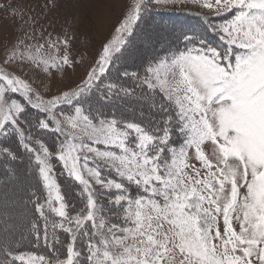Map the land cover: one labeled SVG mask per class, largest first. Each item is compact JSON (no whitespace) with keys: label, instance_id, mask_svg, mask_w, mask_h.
<instances>
[{"label":"snow or ice","instance_id":"obj_1","mask_svg":"<svg viewBox=\"0 0 264 264\" xmlns=\"http://www.w3.org/2000/svg\"><path fill=\"white\" fill-rule=\"evenodd\" d=\"M169 2L175 0H156ZM192 2L231 18L217 25L204 17L203 32H181L182 48L149 61L143 77L131 74L153 95L162 127L84 106L93 90L101 99L134 95L117 83L101 85L114 54L148 11L147 0H132L86 78L74 88L45 100L26 80L0 67V132L18 134L30 163L34 160L46 190L43 202L37 196L35 209L50 249L37 256L14 255L5 248L11 260L0 264H264V0ZM12 12L24 16L21 9ZM208 32L220 34L221 46L208 42ZM25 39H35L34 33L5 51L4 64L28 61L46 72L71 65L73 38L66 32L55 38L49 33L43 43ZM61 47L64 53L58 55ZM17 93L55 124L54 131L63 137L55 151L41 140L33 143L19 128L25 106L13 98ZM62 105L74 109L71 115L61 112L63 120L54 111ZM38 123L42 129L49 127L45 119ZM173 133L179 144L173 142ZM2 151L16 159L8 148ZM53 158L82 186L83 207L72 205L75 215H69L55 179ZM105 193L107 205L97 199ZM106 207L111 216L105 214ZM46 213L59 220H50ZM57 229L68 235L66 247ZM32 231L39 241L41 229L35 221Z\"/></svg>","mask_w":264,"mask_h":264},{"label":"rangeland","instance_id":"obj_2","mask_svg":"<svg viewBox=\"0 0 264 264\" xmlns=\"http://www.w3.org/2000/svg\"><path fill=\"white\" fill-rule=\"evenodd\" d=\"M101 1L0 0V67H5L26 80L35 92L45 100L58 95L62 91L76 87L86 78L87 72L98 59L103 44L112 38V36H109L110 33H112L117 25L118 20L123 18L127 7L132 3V0H106V5L108 6L100 8L103 6H98ZM148 1L154 7L171 13L168 16L156 15L153 11L142 14L139 25L137 24L138 21L134 25L139 26L140 32L136 35L139 38L130 46L133 51H130L132 53L129 55L130 58L140 54L145 56L147 53L155 52L159 48H166L168 51L170 45L172 46L176 42L177 37H180L181 32L191 30L194 24L193 21L198 23V27L204 29V17L206 16L211 17L210 23L217 25L231 18L230 15L216 16L209 9L203 7L202 3L196 4L192 0H175V2L167 4H156V0ZM12 9L23 10V18L19 15H14ZM114 13L116 14L115 18ZM102 15L107 21L103 28L98 27L97 24V19ZM32 18L35 19V23H31ZM196 18H200L201 21ZM25 20H28L29 23H24ZM65 32L73 38L68 50L71 65H65L62 68H50L46 72L42 67H36L28 61H16L11 64L3 63L5 51L11 48L18 38H25L26 35L32 36L34 33L35 39H25V43H43L44 38L49 33L55 38L57 35ZM98 34H101L102 37L99 38ZM219 35V33L208 32L206 38L210 44L218 46V44H222L219 40ZM47 52V46H45V53L47 54ZM63 53L64 49L61 47L58 55H63ZM13 98L22 103L21 98L23 97L19 93L15 94ZM55 115L57 119L63 120V116L60 113L55 111ZM45 116L48 118L47 114ZM17 124L23 130L25 136H31L21 118L18 119ZM48 128H55V124L52 123L51 119ZM1 135H3V132H0V138ZM31 138L34 143L36 140L32 136ZM206 151L209 154L211 153V145L206 146ZM192 162L196 163L197 167H199V162ZM51 164L54 169L55 179L59 184L57 179L59 170L56 168V165L59 164L63 168L62 162H59L58 159H52ZM64 172L67 174L66 170ZM9 173L3 174L2 178H4L5 182L0 185V220H2L0 221V244L2 245L11 241V235L15 232L17 226L25 224L23 221L25 211L23 212L22 209H18L17 205H15L16 202H14L15 196H17L15 192L17 191L16 187L18 186L16 184L18 182H10L11 177ZM107 174L106 172L105 175ZM113 175L115 176V173L112 174V178H114ZM70 179L79 185V182L73 178ZM115 179H118V177ZM93 187L98 192L100 191L99 185H93ZM43 191L46 195V190L43 189ZM133 191H135L134 188ZM105 196L103 194L98 195L97 199L107 205L109 197ZM69 215H75V212L69 209ZM21 253L27 254L33 252H18L14 253V255ZM34 254L39 256L36 253ZM1 256L0 254V258Z\"/></svg>","mask_w":264,"mask_h":264},{"label":"trees","instance_id":"obj_3","mask_svg":"<svg viewBox=\"0 0 264 264\" xmlns=\"http://www.w3.org/2000/svg\"><path fill=\"white\" fill-rule=\"evenodd\" d=\"M147 3L148 11H153V13L156 15L161 14L163 16H168L171 13L161 8L154 7L148 0ZM196 19L201 21L200 18ZM139 21L137 23L138 25ZM193 23L194 24L191 28V31L183 32L192 35L194 33L199 34L204 31L203 28L198 27L197 22L193 21ZM138 25L134 26L132 34L127 37V43L122 47L121 51L114 54V62L109 64L105 73L106 78L102 80L101 85L103 87V85L108 83H117L124 88L134 90V95L125 97L124 94L121 93L120 98L113 96L110 99H101L100 94L93 90V92L89 94L90 98L86 100L84 106L87 108L88 105L91 104L94 109L99 108L107 114H111L114 111L117 118L140 123L142 126H148L152 128H156L157 126L162 127L163 125L160 124L162 116L159 108H154L152 106L153 95L149 92L146 86L141 87L140 80L135 79L131 76V74L138 73L140 77H143L145 74L144 69L148 65L149 61L163 56L167 52V49L159 48L155 52L152 51L150 54L147 53L145 56L140 54L130 58L129 55L132 54L131 52H133L130 46L139 38L136 37L137 33L139 34L140 32ZM218 46H221V44H218ZM177 47H183L182 36H180V38L177 39L172 46L170 45V49ZM125 72L129 73V76H124L123 74ZM105 96H107V93H105ZM155 99L158 102L159 97L157 96ZM21 101L25 106V111L20 118L27 126L33 139L41 140L49 147L50 150L55 151V145L59 140H62L63 137L60 135V133L55 132L54 128H40L38 123L40 119H45L50 124V119L46 118L45 116L46 113H43L39 109L32 107L23 98H21ZM55 111L60 114L61 112L67 115L74 114V109L68 105H62ZM172 140L176 144H179L180 142L175 133H173ZM4 148H8L9 151L16 156V159L13 160L11 156L3 152L2 149ZM53 159L55 160L56 158ZM56 168L59 170L57 179L60 184L62 194L65 196L66 202L69 205V209L72 210V205H75L76 210L83 207L82 200L84 198L80 195L81 186L72 181L68 175L65 174L64 169L60 167L59 164L56 165ZM7 172H10V182H18V184H16L18 186L16 187L17 191L15 192V195L17 196H15L16 199L14 202H16L15 205H17L18 209H22L23 212L25 211V218L23 219L25 224L19 225V227L17 226L15 232H13L11 235V241L7 242L5 245L0 244V254L2 255L0 261L11 260V257L7 256L5 248H7L8 251H12L13 254L29 251L38 255H47L50 249L45 247V242L43 240L44 221L42 218H40L39 213L35 209V201L37 196L41 198V201L45 196L42 181H39L37 178V173L34 169V160L30 163L29 153H27L21 146L19 136L15 132H3V135H1L0 138V185L5 182L4 178L2 177L3 174H6ZM113 177L116 178L114 175ZM112 191L113 193L115 192L114 189ZM34 192L35 195H33ZM103 195L108 197L106 193ZM105 213L108 216L112 215V213L107 211V207L105 208ZM46 214L49 215L50 220H59V218L54 214ZM34 221L41 229V239L39 241L36 238L35 232L32 231V223ZM111 222L115 223L117 221L113 219ZM51 231L52 229L49 227L50 243L52 241ZM57 235L63 242L64 247H66L69 240L67 234L57 229ZM16 264H21V262L16 261Z\"/></svg>","mask_w":264,"mask_h":264},{"label":"crops","instance_id":"obj_4","mask_svg":"<svg viewBox=\"0 0 264 264\" xmlns=\"http://www.w3.org/2000/svg\"><path fill=\"white\" fill-rule=\"evenodd\" d=\"M99 5H103L102 7H100V8H106L108 5H106V0H102L99 4H98V6ZM100 13H101V11H99ZM125 12H126V10H125ZM102 14V13H101ZM115 13H114V18H115ZM101 18V19H100ZM114 20V19H113ZM97 24H98V27H102L103 28V26L105 25V23L107 22L105 19H104V17H103V15L101 16V17H99L98 19H97ZM105 21V22H104ZM119 21V20H118ZM112 23V22H111ZM110 23V24H111ZM110 24H109V26H110ZM108 26V27H109ZM113 28V27H112ZM114 34V29H113V31H112V33H110V37L112 36V35ZM98 36H99V38H101L102 37V35L101 34H98Z\"/></svg>","mask_w":264,"mask_h":264}]
</instances>
